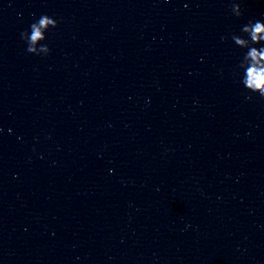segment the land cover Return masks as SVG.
I'll use <instances>...</instances> for the list:
<instances>
[{
    "label": "clouds",
    "instance_id": "9594fccd",
    "mask_svg": "<svg viewBox=\"0 0 264 264\" xmlns=\"http://www.w3.org/2000/svg\"><path fill=\"white\" fill-rule=\"evenodd\" d=\"M231 11L236 17L243 14L238 2L232 4ZM48 25L56 28L58 22L47 14H43L30 25V31L21 33V38L27 44V52L39 55L33 45L37 41L45 39L42 29ZM231 40L236 47L246 50L235 71V74L240 77V83L248 93L258 94L264 98V21H249L241 27L240 34L231 35ZM41 48L45 55L50 51L47 44H43Z\"/></svg>",
    "mask_w": 264,
    "mask_h": 264
}]
</instances>
